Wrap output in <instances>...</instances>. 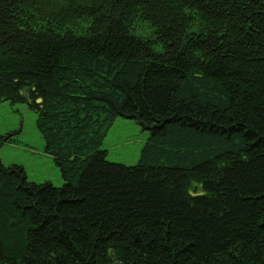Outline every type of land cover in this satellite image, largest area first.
<instances>
[{
	"label": "trees",
	"instance_id": "obj_1",
	"mask_svg": "<svg viewBox=\"0 0 264 264\" xmlns=\"http://www.w3.org/2000/svg\"><path fill=\"white\" fill-rule=\"evenodd\" d=\"M2 101L63 184L0 160V264H264V0H0Z\"/></svg>",
	"mask_w": 264,
	"mask_h": 264
},
{
	"label": "rangeland",
	"instance_id": "obj_2",
	"mask_svg": "<svg viewBox=\"0 0 264 264\" xmlns=\"http://www.w3.org/2000/svg\"><path fill=\"white\" fill-rule=\"evenodd\" d=\"M35 122L36 115L25 105L0 102V136L10 139L0 145V160L6 166H22L29 182H49L60 187L63 180L59 169L44 152V141ZM148 136V131L134 120L119 117L109 128L101 149L106 151L108 161L133 166Z\"/></svg>",
	"mask_w": 264,
	"mask_h": 264
}]
</instances>
